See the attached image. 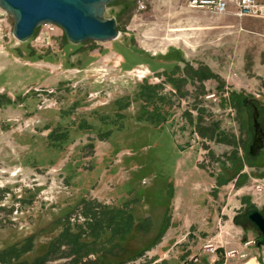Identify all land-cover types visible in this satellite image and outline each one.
<instances>
[{
    "label": "rangeland",
    "instance_id": "rangeland-1",
    "mask_svg": "<svg viewBox=\"0 0 264 264\" xmlns=\"http://www.w3.org/2000/svg\"><path fill=\"white\" fill-rule=\"evenodd\" d=\"M183 1H113L119 37L82 44L45 25L20 42L0 9V264H205L263 211L240 101L264 102V19Z\"/></svg>",
    "mask_w": 264,
    "mask_h": 264
},
{
    "label": "water",
    "instance_id": "water-1",
    "mask_svg": "<svg viewBox=\"0 0 264 264\" xmlns=\"http://www.w3.org/2000/svg\"><path fill=\"white\" fill-rule=\"evenodd\" d=\"M113 1L116 0H0V9L14 18L13 37L20 42H27L37 28L51 23L61 27L72 44H82L88 40L110 42L119 37L118 22L106 17V7ZM258 111L253 113L256 130L250 152L253 155L264 148ZM246 218L259 233L258 246H264V214L254 207L248 210Z\"/></svg>",
    "mask_w": 264,
    "mask_h": 264
},
{
    "label": "built area",
    "instance_id": "built-area-1",
    "mask_svg": "<svg viewBox=\"0 0 264 264\" xmlns=\"http://www.w3.org/2000/svg\"><path fill=\"white\" fill-rule=\"evenodd\" d=\"M182 8L187 10H205L210 15H220L224 16L227 14L233 15L235 18L243 19V17L249 18H263L264 19V3L260 0H184ZM45 26L55 29L56 26L51 25V23L44 24ZM258 194L264 193V184L256 185ZM254 241L250 240L246 242V246H249ZM219 248L214 245V243H208L204 248V253L209 254L212 258L217 259V253ZM237 250L224 252V258H233L237 254ZM201 259H199L197 254L184 259L182 264H198Z\"/></svg>",
    "mask_w": 264,
    "mask_h": 264
},
{
    "label": "crops",
    "instance_id": "crops-1",
    "mask_svg": "<svg viewBox=\"0 0 264 264\" xmlns=\"http://www.w3.org/2000/svg\"><path fill=\"white\" fill-rule=\"evenodd\" d=\"M259 59L260 60H258L255 65L254 73H258V76H260L261 80L264 81V58L263 60L261 58ZM262 196H264V194L256 197L262 198ZM255 201H257V199ZM262 201L259 200L257 202L262 203ZM239 216H241L240 213L234 214V218L231 220V226L226 224L227 226H225L224 230L228 231V234H230L229 237L231 238L226 239L228 244L222 245L223 249L221 250V252L237 250L238 252L236 256L230 259L228 258L226 261L223 259L224 254L222 259H214L209 256L206 258L207 262L205 264H264V248H262L264 246H246V240H248V237L246 236V230L248 229L242 227V225L238 222ZM258 241L259 237L256 238L257 245Z\"/></svg>",
    "mask_w": 264,
    "mask_h": 264
},
{
    "label": "flooded vegetation",
    "instance_id": "flooded-vegetation-1",
    "mask_svg": "<svg viewBox=\"0 0 264 264\" xmlns=\"http://www.w3.org/2000/svg\"><path fill=\"white\" fill-rule=\"evenodd\" d=\"M240 102H241L242 111L244 110V115L247 116V118H248L247 119V122H248L247 129L250 132V137L248 138L249 141L247 143L248 144V146H247L248 147V151L246 152L247 155H248L247 158L249 159L251 157L257 162V161L261 160V156L264 154V148H263L262 151H260L259 153L254 154V155L252 153H250L251 152V146L253 145L252 142H253V139H255V134H256V130L254 129V125H253L254 124L253 113H254V111L256 109L259 110L258 111L259 112V122H260V126H261L262 130H264V102H261L260 100H257V99H255L253 97L252 98L251 97H244V99H241ZM263 141H264V138H263ZM261 212L264 214V208H263V211H261ZM246 213H245V215H246ZM240 215H241L242 218H244V222H245V223L241 224L242 227H244L245 229H249V227L253 226L252 222L248 221L246 216L244 217L243 214H240ZM254 229H256V228L254 227ZM57 237L55 239H53L52 242H56V243L58 242V246L64 244V242L60 241ZM25 241L26 242L24 243V245L27 243V240H25ZM52 242L50 243V245L52 244ZM76 242H78V238H77ZM24 245H18L16 243V246H19V247H23ZM87 259H88V257H87ZM87 259L86 260H82L81 262H79V264H81L82 262H88V261L92 262L91 260H89V259L87 260Z\"/></svg>",
    "mask_w": 264,
    "mask_h": 264
},
{
    "label": "trees",
    "instance_id": "trees-1",
    "mask_svg": "<svg viewBox=\"0 0 264 264\" xmlns=\"http://www.w3.org/2000/svg\"><path fill=\"white\" fill-rule=\"evenodd\" d=\"M172 56L174 57V58H176V59H180V53L178 54V53H174L173 55H170V56H168L167 57V59H170V58H172ZM208 70V69H207ZM207 75L208 76H206V77H213V75H211L210 74V72L209 73H207ZM251 164H254L253 162H250ZM263 174V173H262ZM252 206V205H251ZM249 210V209H248ZM247 210V211H248ZM246 211V212H247ZM245 212V213H246ZM245 213H244V217L246 216L245 215ZM238 222H239V220H238ZM240 224H242V222H239ZM27 242L28 243H30V242H33V240L31 239V238H28V240H27ZM77 243V242H76ZM18 246H16V244H12V245H10L8 248H6L4 251L5 252H9L8 254H7V256H5V258H10V259H12V257L14 256V254L16 253L18 256H19V254H21V252H22V250L21 249H19V248H17ZM24 250V249H23ZM1 256V255H0ZM13 258H15V259H12V260H8V263L10 262V263H12V264H21V262L20 261H18L17 262V258L16 257H13ZM23 263V262H22Z\"/></svg>",
    "mask_w": 264,
    "mask_h": 264
},
{
    "label": "bare ground",
    "instance_id": "bare-ground-1",
    "mask_svg": "<svg viewBox=\"0 0 264 264\" xmlns=\"http://www.w3.org/2000/svg\"><path fill=\"white\" fill-rule=\"evenodd\" d=\"M44 24H46V23H44ZM42 26H44V25H42ZM41 27V26H40Z\"/></svg>",
    "mask_w": 264,
    "mask_h": 264
}]
</instances>
